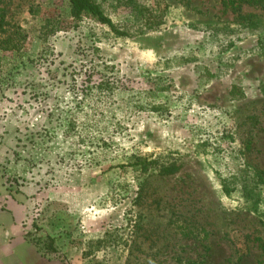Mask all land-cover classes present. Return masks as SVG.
Returning <instances> with one entry per match:
<instances>
[{"label":"rangeland","instance_id":"rangeland-1","mask_svg":"<svg viewBox=\"0 0 264 264\" xmlns=\"http://www.w3.org/2000/svg\"><path fill=\"white\" fill-rule=\"evenodd\" d=\"M226 1L0 0V264H264V10Z\"/></svg>","mask_w":264,"mask_h":264},{"label":"crops","instance_id":"crops-1","mask_svg":"<svg viewBox=\"0 0 264 264\" xmlns=\"http://www.w3.org/2000/svg\"><path fill=\"white\" fill-rule=\"evenodd\" d=\"M0 155L7 157L8 148L1 146ZM0 177V261L9 256L15 257L20 252L26 260H32V248L25 243L28 230L23 227L25 217V204L23 191L15 188L13 182ZM12 185V187H11ZM14 188V189H11Z\"/></svg>","mask_w":264,"mask_h":264},{"label":"trees","instance_id":"trees-1","mask_svg":"<svg viewBox=\"0 0 264 264\" xmlns=\"http://www.w3.org/2000/svg\"><path fill=\"white\" fill-rule=\"evenodd\" d=\"M70 3V15L72 19L79 20L84 15H89L100 24L108 26L113 32H115V26L112 21L104 15L100 6L95 0H69ZM226 3L232 7L236 12L242 4H248L264 10V0H227ZM123 35V33H118ZM45 244V243H44ZM47 245V244H46ZM48 246L51 245L48 243ZM264 256V242L260 246Z\"/></svg>","mask_w":264,"mask_h":264}]
</instances>
